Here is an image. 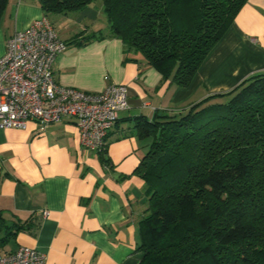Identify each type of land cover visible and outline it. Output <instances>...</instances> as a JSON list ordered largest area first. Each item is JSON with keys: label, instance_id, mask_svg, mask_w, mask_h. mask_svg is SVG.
<instances>
[{"label": "crops", "instance_id": "crops-1", "mask_svg": "<svg viewBox=\"0 0 264 264\" xmlns=\"http://www.w3.org/2000/svg\"><path fill=\"white\" fill-rule=\"evenodd\" d=\"M43 15L39 0H8L0 19V56L16 31ZM52 21L66 41L108 27L100 0ZM125 56L123 41L107 36L68 44L54 64L57 81L68 86L101 91L107 75L128 86L130 107L107 137L109 164L102 153L81 145L73 117L45 129L34 120L26 129H0L2 253L24 245L44 252L46 264H138L140 219L148 200L134 172L145 152L133 129L135 118L151 120L264 71V0L246 2L188 86Z\"/></svg>", "mask_w": 264, "mask_h": 264}, {"label": "trees", "instance_id": "trees-1", "mask_svg": "<svg viewBox=\"0 0 264 264\" xmlns=\"http://www.w3.org/2000/svg\"><path fill=\"white\" fill-rule=\"evenodd\" d=\"M54 17L97 0H39ZM126 59L188 86L248 0H100ZM8 0H0V19ZM118 123V122H117ZM147 208L138 264H264V71L184 107L135 118ZM106 164L107 145L99 151Z\"/></svg>", "mask_w": 264, "mask_h": 264}, {"label": "built area", "instance_id": "built-area-1", "mask_svg": "<svg viewBox=\"0 0 264 264\" xmlns=\"http://www.w3.org/2000/svg\"><path fill=\"white\" fill-rule=\"evenodd\" d=\"M67 48V41L45 15L8 39L0 56V129H26L33 120L45 129L50 123L73 117L81 145L100 151L120 112L130 107L129 88L108 75L101 91L60 83L54 64ZM46 259L44 252L30 246L0 251V264H46Z\"/></svg>", "mask_w": 264, "mask_h": 264}, {"label": "rangeland", "instance_id": "rangeland-1", "mask_svg": "<svg viewBox=\"0 0 264 264\" xmlns=\"http://www.w3.org/2000/svg\"><path fill=\"white\" fill-rule=\"evenodd\" d=\"M56 29H57V28H56ZM57 32H58L60 35H62V36H66L65 33H64L62 30H60V29H58Z\"/></svg>", "mask_w": 264, "mask_h": 264}]
</instances>
